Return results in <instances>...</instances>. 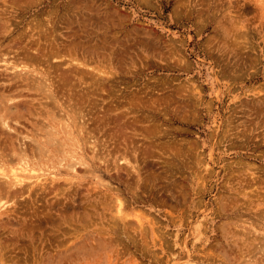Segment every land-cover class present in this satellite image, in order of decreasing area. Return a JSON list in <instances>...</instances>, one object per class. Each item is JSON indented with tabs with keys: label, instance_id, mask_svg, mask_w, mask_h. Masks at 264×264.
<instances>
[{
	"label": "rangeland",
	"instance_id": "374dc122",
	"mask_svg": "<svg viewBox=\"0 0 264 264\" xmlns=\"http://www.w3.org/2000/svg\"><path fill=\"white\" fill-rule=\"evenodd\" d=\"M0 52L51 83L18 131L95 141L0 210V264H264V0H0Z\"/></svg>",
	"mask_w": 264,
	"mask_h": 264
},
{
	"label": "bare ground",
	"instance_id": "6f19581e",
	"mask_svg": "<svg viewBox=\"0 0 264 264\" xmlns=\"http://www.w3.org/2000/svg\"><path fill=\"white\" fill-rule=\"evenodd\" d=\"M11 54L0 52V78L3 79L0 82V210L7 208V203L14 198L28 196L34 189L44 190L47 185H51L54 180L53 172L45 174V170L53 168L51 159L56 160L60 167H65V172L68 174L69 172L75 174V166L77 165L87 166L85 160L76 152L81 146H79V142L82 141V134L86 132L85 124L81 122L83 114L82 116L81 113H76V115L79 114L76 117L81 116L77 118L76 124L68 122L60 113L59 117L53 116L45 124H40L38 127L33 126L35 128L33 133L24 128L25 133L22 132L23 130L18 131L16 129V127H22L20 120H18L20 118L19 106H21L18 98L21 96L14 97L12 92H9L10 89L15 87L17 83L24 86L27 81H30L33 85L32 88H37L48 97H51L52 90L51 83L45 74L32 66L36 61L33 57L26 56V54L20 56L15 52ZM4 91L6 92L4 93ZM85 136L87 137H83V139L85 138V142L87 141V144H90L92 148L95 141L89 142L92 139L89 132H86ZM122 160L128 163L123 156ZM117 211L121 214L120 208ZM121 218L123 220V217Z\"/></svg>",
	"mask_w": 264,
	"mask_h": 264
}]
</instances>
